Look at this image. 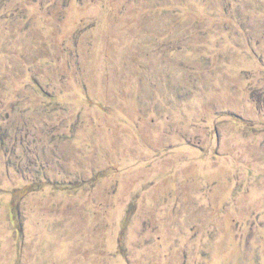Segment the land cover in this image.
Wrapping results in <instances>:
<instances>
[{
    "label": "rangeland",
    "instance_id": "374dc122",
    "mask_svg": "<svg viewBox=\"0 0 264 264\" xmlns=\"http://www.w3.org/2000/svg\"><path fill=\"white\" fill-rule=\"evenodd\" d=\"M0 264H264V0H0Z\"/></svg>",
    "mask_w": 264,
    "mask_h": 264
}]
</instances>
